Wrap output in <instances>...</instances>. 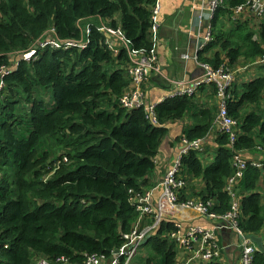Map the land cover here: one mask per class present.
I'll return each mask as SVG.
<instances>
[{
    "label": "trees",
    "instance_id": "1",
    "mask_svg": "<svg viewBox=\"0 0 264 264\" xmlns=\"http://www.w3.org/2000/svg\"><path fill=\"white\" fill-rule=\"evenodd\" d=\"M245 2L224 0L217 9L213 40L200 53V61L234 71L263 56L264 16L232 20L233 9ZM155 3L0 0V66L12 67L51 29L59 40L85 41L87 25H94L86 49H47L36 61L21 62L6 78V97L0 101V264L109 259L138 219L131 197L145 191L143 182L155 173L171 125L191 119V124H183L178 141L206 139L211 133L219 106H201L197 96L204 87L194 96L159 103L161 126L150 123L143 110L120 107L119 99L132 85L126 70L130 59L120 46L119 54H113V38L98 26L121 30L132 49L151 52ZM210 51L212 57L205 56ZM258 67L262 75L242 84L241 90L234 83L227 108L239 122L236 153L264 159V65ZM211 89L210 97L217 98ZM213 145L216 158L209 166L196 151L183 157L188 189L180 202L211 201V212L225 215L231 208L225 188L233 174L234 151L226 135L219 134ZM198 179L204 183L200 190ZM261 183L264 187V165L262 170L249 166L240 183L238 221L247 235L264 232L263 193L257 191ZM173 223L163 224L145 245L152 254L145 264H179L176 243L159 237L169 233ZM219 245L223 248L220 238ZM254 258V264H264V253L257 251ZM60 259L66 262L57 263Z\"/></svg>",
    "mask_w": 264,
    "mask_h": 264
},
{
    "label": "built area",
    "instance_id": "2",
    "mask_svg": "<svg viewBox=\"0 0 264 264\" xmlns=\"http://www.w3.org/2000/svg\"><path fill=\"white\" fill-rule=\"evenodd\" d=\"M224 3V0H203L199 14L200 24L198 31L193 30L198 36L199 45L193 56L184 54L185 60H194L203 70L204 74L194 80H170L172 90L169 95L159 102H151L148 98L147 90L144 87L152 75L161 74V65L158 61L157 46L160 39L162 27L161 14L164 9V0H156L152 8L150 40L153 43L151 52L145 50L132 49L130 42L126 39L121 30L111 29L107 26H98V29L113 38L109 47L113 54L117 56L120 48L125 49L130 59L127 73L130 76L132 85L119 99L120 107L127 111L143 110L146 119L155 126H161L156 108L157 105L167 98L194 96L202 87H214L217 94L218 114L211 131H214L215 138L221 134L228 136L229 148L234 151L232 159L233 174L227 179L225 192L231 198L230 211L225 215H218L211 212L212 202L201 199H187L180 202L182 193L188 189L185 180L186 173L182 171V159L189 152L196 151L200 155H205V142L208 139H197L189 141L182 138L180 141L183 148L175 159L174 165L170 167L159 183L150 191L136 193L131 197V204L138 212L139 216L133 229L123 236V246L113 252L109 259L99 256H91L86 264H131L138 256L139 249L151 236L156 235L163 224L173 223V229L169 233H163L162 238L174 241L177 245V261L179 264H209L220 261L225 248L219 245L220 229L227 228L242 237L243 242L241 263L254 264V257L258 251L257 247L245 237L239 228V218L242 211V194L240 183L245 177L248 167L263 168L264 159L250 160L244 154H237L235 144L239 133V122L229 116L228 100L232 98L231 92L234 83L239 82V74L248 76L249 69L253 66L264 65V54L254 63L241 66L231 71L227 66L214 69L210 64L199 60L200 53L213 40V22L215 13ZM234 21L242 18H257L264 16V0H246L233 9ZM202 22L206 23L204 26ZM93 25H87L85 31L86 40H66L62 41L56 37L55 30L51 29L41 39L36 41L32 48L24 51L12 67L0 66V100L4 97L5 79L18 69L21 62L31 63L37 60L39 53L46 49L68 51L71 49L84 50L89 43L90 29ZM85 42V43H84ZM116 46H120L116 47ZM19 56V55H18ZM210 135V134H209ZM195 211L201 218L212 222V226L205 227L197 225L185 217V211ZM222 225V227L219 226ZM66 262L60 259L57 263ZM39 264H54L51 261L41 260Z\"/></svg>",
    "mask_w": 264,
    "mask_h": 264
},
{
    "label": "crops",
    "instance_id": "3",
    "mask_svg": "<svg viewBox=\"0 0 264 264\" xmlns=\"http://www.w3.org/2000/svg\"><path fill=\"white\" fill-rule=\"evenodd\" d=\"M202 2L203 0H164V9L161 14L162 27L160 30L159 44L157 46L158 61L161 65V74L152 75L150 80L145 85L147 94L150 96H148V98L153 103L163 100L170 94L172 90V85L169 83L170 80H194L200 78L204 74V70L194 60H192V58L185 60L182 57L184 54L193 56L196 52L197 46L199 45L198 36L194 35L193 30H196V32L198 31V26L200 24L199 14ZM202 25L204 31L206 23L202 22ZM213 53L214 52L212 51L206 52L205 56L212 57ZM259 73L249 74L248 76L239 74L238 83L245 84L252 77L262 75ZM204 88L205 89L200 90L199 96H197L198 100H200L201 106L205 103L212 107V99L215 100V105H217V98L210 97L212 96L211 87ZM184 123L188 125L191 124V119L186 118L183 123H175V125H171L168 139H166L162 144L155 173L151 177L146 178L143 182V187H145V189H147L149 185H157L165 174L164 170L174 165L176 157L183 148L180 140H177V136L182 132V126ZM214 134V131L211 132L205 142L206 154L203 158L206 166L211 165L213 160L216 158L215 146L213 145V140L215 139ZM244 156L250 160L262 159V157L258 154L252 155L249 152L245 153ZM203 185L204 184L201 183L197 184L198 190H200ZM257 191L263 193L264 204V187L262 183ZM185 217L193 220V222L197 225L205 227L212 226V222L202 219L195 211H185ZM259 236L264 239V232ZM219 238L222 246L225 248L220 260L221 263L241 264L240 250L238 249L239 237L232 232H221Z\"/></svg>",
    "mask_w": 264,
    "mask_h": 264
},
{
    "label": "rangeland",
    "instance_id": "4",
    "mask_svg": "<svg viewBox=\"0 0 264 264\" xmlns=\"http://www.w3.org/2000/svg\"><path fill=\"white\" fill-rule=\"evenodd\" d=\"M243 66V65H242ZM250 71L248 72V74H258L260 71H261V68L260 67H256V66H253V67H251L250 69H249ZM260 74V73H259ZM256 77L254 76V77H252L251 79L253 80V79H255ZM250 79V80H251ZM249 81V80H248ZM241 86H242V84L241 85H239L238 87H240V89L239 90H241ZM51 95H52V93H50L49 94V96H46L47 98V100H48V102H49V98L51 97ZM213 100V105H215V100L214 99H212ZM215 106H217V105H215ZM260 107L261 108H264V102H262L261 104H260ZM255 108L254 107H248V110H254ZM161 168H162V166H161ZM169 168H167V169H165V171L164 172H166L167 170H168ZM161 170V169H160ZM162 171V170H161ZM160 171V172H161ZM158 184V183H157ZM156 184H154V185H152V186H150V187H148L147 188V190L146 191H150V190H152L153 188H154V186H155ZM150 256H152V254H151V249L149 248V247H141L140 249H139V254H138V256L134 259V261H133V264H145V262H146V260L150 257Z\"/></svg>",
    "mask_w": 264,
    "mask_h": 264
},
{
    "label": "water",
    "instance_id": "5",
    "mask_svg": "<svg viewBox=\"0 0 264 264\" xmlns=\"http://www.w3.org/2000/svg\"><path fill=\"white\" fill-rule=\"evenodd\" d=\"M219 226L222 227L221 224H219ZM221 232H223V233H231L232 232L233 233V231H231L227 228H224V227L221 228ZM245 238L250 240L252 243H254L257 246L259 252L264 253V239L261 236L249 234ZM242 242H243L242 237H239V244H241ZM238 249L240 250V252H242L241 247H239Z\"/></svg>",
    "mask_w": 264,
    "mask_h": 264
},
{
    "label": "clouds",
    "instance_id": "6",
    "mask_svg": "<svg viewBox=\"0 0 264 264\" xmlns=\"http://www.w3.org/2000/svg\"><path fill=\"white\" fill-rule=\"evenodd\" d=\"M233 18H234V16L232 17V20H233ZM247 19H250V18H247ZM240 20H243V19L240 18V19H238L237 21H240ZM233 21H234V20H233ZM225 22H226V24H229L228 21H225ZM206 48H207V47H206ZM206 48H205V49H206ZM205 49L203 50V52L205 51ZM46 50H47V49H46ZM52 50H53V49H52ZM44 51H45V50H44ZM44 51H41V52H44ZM61 51H62V50H61ZM41 52H40V53H41ZM40 53H39V55H40ZM201 53H202V52H201ZM38 57H39V56H38ZM37 59H38V58H37ZM35 61H36V60H35ZM25 63H27V62H25ZM12 66H13V65H12ZM257 67H258V66H257ZM15 71H16V70H15ZM15 71H14V72H15ZM14 72H13V73H14ZM256 78H257V77H256ZM249 81H251V80H249ZM249 81H248V82H249ZM237 83H238V82H237ZM243 84H244V83H243ZM240 85H241V84H240ZM4 94H5V95H4L3 98H1V100L4 99V98L6 97V79H5V90H4ZM1 100H0V101H1ZM211 132H213V131H211ZM210 134H211V133H210ZM199 157L201 158L202 161H204V158H203L204 155L202 156V155L199 154ZM213 161H214V160H213ZM165 173H166V172H165ZM164 175H165V174H164ZM164 175H163V177H164ZM163 177H162V178H163ZM196 183H197V184H199V183L204 184L200 179H198V180L196 181ZM202 188H203V186H202ZM146 190H147V189H146ZM196 200H198V199H196ZM201 200H202V199H201ZM212 203H213V202H212ZM202 219H204V218H202ZM204 220H205V219H204ZM220 233H221V229H220ZM233 233H234L235 235H237L235 232H233ZM156 235H157V234H156ZM156 235L151 236L148 240L145 241V243H144L141 247H146L145 245H146V244H147V243H148V242H149L154 236H156ZM237 236H238V235H237ZM257 236H259V235H257ZM159 237H160L161 239H165V238H162V235L159 236ZM238 237H239V236H238ZM167 240H168V239H167ZM253 244H254V243H253ZM254 245H255V244H254ZM122 246H123V245H122ZM122 246H121V247H122ZM255 246H256V245H255ZM121 247H120V248H121ZM239 247H240V244H239ZM256 247H257V246H256ZM120 248H118V249H120ZM118 249H116V250H118ZM241 249H242V248H241ZM257 249H258V248H257ZM116 250H114L113 252H115ZM113 252H112V255H113ZM258 252H259V250H258ZM241 253H242V252H240V262H241ZM112 255H111V257H112ZM254 260H255V258H254ZM133 261H134V260H133ZM133 261H132V262H133ZM241 264H242V263H241Z\"/></svg>",
    "mask_w": 264,
    "mask_h": 264
},
{
    "label": "bare ground",
    "instance_id": "7",
    "mask_svg": "<svg viewBox=\"0 0 264 264\" xmlns=\"http://www.w3.org/2000/svg\"><path fill=\"white\" fill-rule=\"evenodd\" d=\"M96 25V24H95ZM94 26V25H93ZM97 26V25H96ZM102 32V31H101ZM112 52V51H111ZM130 78V77H129ZM131 80V79H130Z\"/></svg>",
    "mask_w": 264,
    "mask_h": 264
}]
</instances>
